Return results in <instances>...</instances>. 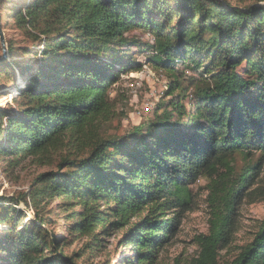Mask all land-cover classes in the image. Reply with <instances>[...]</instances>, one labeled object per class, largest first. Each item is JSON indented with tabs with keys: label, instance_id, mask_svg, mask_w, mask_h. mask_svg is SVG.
<instances>
[{
	"label": "trees",
	"instance_id": "trees-1",
	"mask_svg": "<svg viewBox=\"0 0 264 264\" xmlns=\"http://www.w3.org/2000/svg\"><path fill=\"white\" fill-rule=\"evenodd\" d=\"M9 11L39 57L23 63L17 53L32 50L7 42L0 58V72L22 78L16 107L0 109V159L49 166L33 179L32 208L54 197L63 210L72 203L69 228L89 242L66 256L60 237H48L49 218L22 224L17 211L1 229L0 262L91 264L121 231L119 248L135 252L124 264H157L204 178L207 232L193 237L186 264H264V221L229 252L238 204L264 200V0H29ZM139 30L150 38H136ZM144 64L170 79L169 99L122 128L128 111L118 110L113 86Z\"/></svg>",
	"mask_w": 264,
	"mask_h": 264
},
{
	"label": "rangeland",
	"instance_id": "rangeland-1",
	"mask_svg": "<svg viewBox=\"0 0 264 264\" xmlns=\"http://www.w3.org/2000/svg\"><path fill=\"white\" fill-rule=\"evenodd\" d=\"M28 1L0 0V5L2 6L0 8V28L6 43V49L7 42H13L16 43L18 48L32 50V53L28 56L23 53H17L15 57L26 64L33 63L39 55L33 51L36 47H32V39L27 38L24 31L13 24V12L9 10L23 6ZM132 34L140 40H148L150 38L148 34L140 30ZM133 54H131L132 57L135 55ZM1 56L2 49L0 46V58H2ZM144 60L145 57L143 56L136 57V61L145 62ZM15 73L17 75L14 76L15 79L11 82L13 80L12 75L0 72V109L14 108L18 103L19 97L15 91V87L22 78L19 76L18 71ZM169 82L170 79L160 68L153 69L145 64L140 70L121 74L119 81L113 86L112 96L118 100V110L127 109L128 111L127 119L123 120L121 124L123 126L122 128L147 122L151 110L155 108L158 102L165 99V92ZM168 99L166 98L165 100ZM116 125L114 121L104 127L111 130ZM237 166L241 168L243 161L238 159ZM50 169L47 165H39L35 159L28 158L15 167L8 166L5 160L0 159V205L2 204L1 202H4L3 200H12L6 203V205H2L3 208L0 207V234L1 236L4 234V230L2 231L1 229L10 231L9 229L12 227L17 211L27 216L21 222L22 224L27 221H33L35 214H38L50 220L47 225L48 237L52 235L60 237L59 252H62L66 256H72L77 252L85 250L84 247L89 242L88 237L71 232L69 228L71 221L66 218L68 210L66 208L72 203L66 205L67 207L63 210L59 204L61 199L54 197L45 199L39 207L32 208V201L27 196L35 176ZM260 169L258 184L264 188V157ZM207 183L208 181L206 179L200 178L193 185V201L190 205V210L186 212L173 243L160 253L157 264H186L187 260L196 253L193 237L196 234L207 232L208 227L207 222L210 208L208 206V200L206 199L208 193L206 190ZM23 196L26 197V202L20 201L17 206L11 205L13 201L23 200ZM74 210H77V207ZM7 211H10V219L3 217ZM234 218L237 232H235V239L229 249L230 254L237 252L239 246L253 239L256 231L264 221V200L250 203L248 199H244L238 204ZM121 240L122 232L112 231L111 235L106 237L107 244L104 251H102L100 256L94 257L89 262L91 264H124L123 259L125 257H134L135 252L129 246L119 248ZM1 254L0 257L2 256ZM82 260L81 258L76 260V262L82 264V262L84 263ZM0 264L3 263L0 262Z\"/></svg>",
	"mask_w": 264,
	"mask_h": 264
},
{
	"label": "water",
	"instance_id": "water-1",
	"mask_svg": "<svg viewBox=\"0 0 264 264\" xmlns=\"http://www.w3.org/2000/svg\"><path fill=\"white\" fill-rule=\"evenodd\" d=\"M0 46L2 49V56L1 57L5 58L7 56V49H6V43H5L1 28H0Z\"/></svg>",
	"mask_w": 264,
	"mask_h": 264
}]
</instances>
